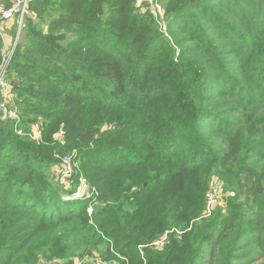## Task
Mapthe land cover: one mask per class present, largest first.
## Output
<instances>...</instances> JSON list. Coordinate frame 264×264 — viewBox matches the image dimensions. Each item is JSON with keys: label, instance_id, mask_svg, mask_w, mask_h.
Returning <instances> with one entry per match:
<instances>
[{"label": "trees", "instance_id": "trees-1", "mask_svg": "<svg viewBox=\"0 0 264 264\" xmlns=\"http://www.w3.org/2000/svg\"><path fill=\"white\" fill-rule=\"evenodd\" d=\"M136 1L30 4L8 71L20 122L0 111V264L264 263V0H162L167 33ZM72 153L86 201L52 176Z\"/></svg>", "mask_w": 264, "mask_h": 264}, {"label": "built area", "instance_id": "built-area-1", "mask_svg": "<svg viewBox=\"0 0 264 264\" xmlns=\"http://www.w3.org/2000/svg\"><path fill=\"white\" fill-rule=\"evenodd\" d=\"M34 0H11L9 5H6L3 0H0V39L3 43L1 49V63H0V111L1 119L3 121H14L16 124L20 122V114L13 107L14 99L16 94L14 87L8 79V71L10 64L19 43V37L24 31L26 26V20L29 16L30 4ZM162 0H137L136 8L140 9L143 12L150 13L153 15L160 23H162L161 28L164 32L167 31L166 23L164 22L166 16V10L162 5ZM16 28L15 37L11 36L13 28ZM19 135H23L24 131L18 129ZM30 137L33 141L41 142L42 141V128L40 125H35L32 127ZM65 137V131L60 130L56 140L63 144ZM76 154L72 153L66 155L61 160V165L58 171V183L67 189H71L74 194L75 200H88L94 196L95 189H93L86 178L79 177L78 184L74 189V177L77 175V162ZM219 182H215L211 185L209 191L205 197V206H206V216L210 217L213 211L224 205L226 192L224 189L217 185ZM70 198V197H69ZM92 213V210L89 209V214ZM167 243V235L156 240L152 243V246L156 248H163ZM97 264H102L101 259H97ZM50 263L60 264L59 261H52ZM76 264H81L76 262Z\"/></svg>", "mask_w": 264, "mask_h": 264}, {"label": "rangeland", "instance_id": "rangeland-1", "mask_svg": "<svg viewBox=\"0 0 264 264\" xmlns=\"http://www.w3.org/2000/svg\"><path fill=\"white\" fill-rule=\"evenodd\" d=\"M9 1H7L6 2V4L8 3ZM163 7H165V4H164V2H163ZM136 9H138V8H136ZM139 11H140V13H147V12H143V11H141L140 9H138ZM31 17H33L32 19L33 20H35V21H37L36 20V16L35 15H32L31 14ZM158 21V20H157ZM160 25H162V23H159ZM159 24H158V27H159ZM157 27V28H158ZM15 32H16V28L14 27L13 29H12V32H11V36L14 38L15 37ZM249 32V31H248ZM167 33V32H166ZM250 33H251V31H250ZM25 40V30L21 33V35H20V37H19V43H21V42H23ZM24 43V42H23ZM223 99H225V100H227V101H230L231 100V96H226L225 98H223ZM222 99V100H223ZM221 100V101H222ZM236 100V101H235ZM237 100L238 101H240L237 97H235L234 96V103L233 104H230V105H228V106H226L224 109H227V111H232V110H235V109H237V108H239L238 107V105H237ZM218 111H222V109L221 108H218ZM225 110H223L222 112H224ZM233 114H236L237 115V113L236 112H233ZM40 123H36V124H34L33 126H35V125H39ZM60 165H61V161H60V163H59V165L57 166V167H54V172L52 173L53 175V178H54V180L55 181H58L57 180V178H58V171H59V167H60ZM56 168V169H55ZM57 171V172H56ZM219 182V181H218ZM217 185H219V186H221L222 188H223V184L221 183V182H219V183H217ZM61 186V185H60ZM63 189L64 190H62V199L66 202V201H70V200H72V201H82V200H75V199H72L71 198V196L73 197L74 196V194H72V191H70L71 189H67V188H64L63 187ZM229 196H234V194H230L229 193ZM228 196V197H229ZM70 197V198H69ZM227 197V198H228ZM74 198V197H73ZM84 201H86V200H84ZM227 201V200H226ZM225 205H226V202L224 203V205H222V206H220V208H225ZM217 209V208H216ZM215 209V210H216ZM76 259H78L77 257H75V258H73V261H74V264H75V261L76 262H79L78 260H76ZM86 259H89V261L91 260V262L93 263V264H97V259H101L102 260V264H111L112 263V261H104L102 258H101V255L99 254V252H97V250H95V252H93V254H92V256L91 257H87V258H85L84 259V261L86 260ZM83 262V261H82ZM61 263L62 264H64V260H61ZM60 263V264H61ZM80 263V262H79ZM40 264H42V261H40ZM44 264H55V263H44ZM59 264V263H58ZM259 264V263H258ZM261 264H264V263H261Z\"/></svg>", "mask_w": 264, "mask_h": 264}]
</instances>
